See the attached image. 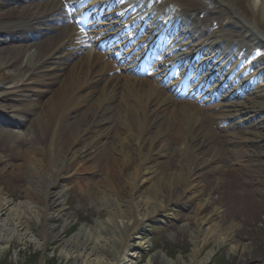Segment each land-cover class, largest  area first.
<instances>
[{"label": "bare ground", "instance_id": "obj_1", "mask_svg": "<svg viewBox=\"0 0 264 264\" xmlns=\"http://www.w3.org/2000/svg\"><path fill=\"white\" fill-rule=\"evenodd\" d=\"M181 1L185 6L186 14L183 16L186 21L183 23L184 28L188 27L185 31L187 35L196 37L202 27L207 28L208 19L199 26L197 19L192 17L196 14L198 16L205 4L211 2L218 5L209 11L210 22L217 16L220 18L222 10L228 14L232 13L235 15L236 27L231 26L229 30L230 34L240 32L238 34L241 36L235 35L241 37L240 45H243V48L251 46L252 49L255 45H264V32L237 12L236 0ZM248 1L254 7L259 3V0ZM260 2L259 9L263 11L264 0ZM167 3L180 8L178 0ZM42 6L38 2H29L19 11L13 10L10 12L12 14H1L0 33L13 34L19 31L20 27H16L12 22L18 23L26 17L30 19L37 17L38 8ZM14 15H20V19L13 21ZM181 20L183 21V18ZM184 28L179 27L180 31ZM56 33L59 34L46 38L42 43L32 47H24V49L13 47L9 55L0 60V100L3 101L11 87L34 79L35 85H38L37 88L33 87L35 93L38 92L37 90H42L45 97L41 104L26 101L24 108L18 110L20 113L18 115L25 119L28 114L36 113L37 118L32 129H28L25 133L0 130V136L11 138L13 141L21 137L23 141L33 146L23 151L24 162L18 167L0 166V176L5 178L0 187V252L6 249L17 233H23L29 238L35 236L31 228L32 222L35 221L45 226L38 236L42 242L58 238L64 233V230L56 232L55 228H48L46 225L67 215L66 208H63L69 190L64 185L67 179L65 172L74 165L76 171L74 174L97 170L105 175L97 182L96 190L91 187L92 184H80L84 196L93 199L90 206L98 218L92 226L82 225L71 239L65 241L66 251L76 253V258L83 256L85 261L92 259L97 264H128L130 261L134 264L139 249L150 246L148 239L141 238L147 230L146 224L152 219L162 224L173 219L175 207L180 208V205L185 204L184 194L191 193L194 197L202 195L201 184L196 179V173L202 167L210 166L209 171L214 172L220 167L217 164L219 160L230 158L234 164H237V168L228 170L238 176L245 168L235 161L243 158L241 156L243 150L237 147L247 142L264 144V67L259 61L250 63L252 60L250 55H246L241 64H238V59L231 60L229 53L238 48L239 42L228 38L237 46L229 52L228 39L223 37L227 32L223 30L215 32L202 42L195 41L196 49L209 51L202 56L203 64L207 67L204 74L212 71L215 75L223 76L224 78L221 79L223 81L234 70L232 77L226 80V89L233 83L229 87L230 93L241 91L243 97L228 104L223 103L222 109L225 106L232 107L233 111H227L233 112V116L236 115L240 119L239 124L249 120L248 127H257V131H249L247 136H244L243 132L235 133L233 130L232 138L228 141L234 143L227 155L228 148L222 145L223 138L213 129L211 130L203 114H200L203 109L206 111L205 108L199 109L193 104L178 105L172 94L165 93L158 88V83L151 82L148 78L143 79V82H137L124 76L119 83L120 77L103 75L107 71L106 60L102 55L91 51L84 54L83 65L80 64L83 58H78L67 69L64 65L65 61L61 63L58 54L68 43H73V32L61 29ZM227 37H232V34ZM27 38L29 39V36ZM13 39H17V36L10 41ZM66 54L72 55L70 52ZM224 64L226 68L222 69ZM14 65L15 69H10ZM51 66L63 67L60 70L62 72L47 70ZM205 78L208 80L207 77ZM102 81L103 84L97 86V82ZM119 85L123 86L119 88ZM90 89L94 92H90ZM40 95L38 92L33 97ZM87 105L89 109H82ZM3 108L4 101L3 104L0 103V109ZM80 110L84 112L82 120L76 123L72 135L64 140V143H60L57 136L64 122ZM162 110L168 112L163 116L160 114ZM5 114L7 115L6 112H0V126L3 127L4 123L8 122L7 116H3ZM107 115L117 118L118 126L114 136L110 135L114 141L104 143L95 140L92 145H86L88 138H95L97 135L102 137L104 129L110 133V129L105 127L104 123L102 125L104 119H108ZM211 115L222 124L231 117L226 110L224 112L219 110ZM10 120L16 122V119L10 118ZM170 137L178 141V150L175 152V157L179 160L178 171L158 170L157 164H154L155 158L169 150L167 144L170 142L168 141ZM43 140L47 144L38 146ZM214 140L216 142L213 145V155L202 158L200 153L204 145ZM1 161L0 156V163ZM248 170L251 178L256 177L253 169ZM22 178L25 179L28 187L25 190L18 184V180ZM19 189L25 193L24 203H15L9 197L14 190ZM205 204L204 201H199L195 216L190 217L193 223L198 224L196 231L186 234L183 232L179 240H188L194 246H197L198 242H203L205 245L210 241L220 246L228 245L235 239L239 225L234 222L229 226H223L214 222L215 225L212 223L211 226L209 223L211 219L198 216V212L203 211ZM218 209L217 207L212 210V214H216L217 217L222 213ZM158 217L166 219H158ZM207 226H210L208 229L212 232L203 239L202 229ZM5 233L10 237L5 238ZM132 240L140 241L131 242ZM197 247L191 253L188 264H207L215 250L208 251L204 259L197 261V255L201 250ZM237 249L238 245L232 248L235 251ZM247 249L245 247V250ZM106 253L110 255L109 258ZM179 261L181 257L172 261L164 252L155 251L148 262L178 264ZM72 264H78L77 260Z\"/></svg>", "mask_w": 264, "mask_h": 264}, {"label": "rangeland", "instance_id": "obj_2", "mask_svg": "<svg viewBox=\"0 0 264 264\" xmlns=\"http://www.w3.org/2000/svg\"><path fill=\"white\" fill-rule=\"evenodd\" d=\"M236 3L238 4V8L240 10L242 9L243 13L245 15L247 14L251 21L255 18L258 24L264 29V10L261 11L259 9L260 3L256 8L251 6L248 0H238ZM210 7H214V4L208 3L207 8ZM201 16L203 17V14H201ZM231 20V16L224 15L222 18L220 17L219 20L215 22L218 28L214 27L213 30L218 31L220 28L224 29L225 24L228 22L230 23ZM213 25L214 24H211V26ZM5 47L0 50V60L9 55L10 49ZM14 67L15 65L11 66L10 69L14 70ZM32 87L31 84L27 83L25 86L18 84L10 88L9 93L3 98L4 105L14 106L17 109L24 108L26 100H35L31 94H28L33 90ZM3 101L0 100V103L3 104ZM35 102H37V100H35ZM41 102L38 103L41 104ZM6 109L9 110L8 108ZM83 114L84 112L80 110L74 116L68 118L67 122H64L57 136L60 143H64V140L72 135L74 126L82 120ZM89 115L91 116V114ZM30 118V122L27 121V124L17 128L6 126L0 127V129H4L3 132L13 131L16 133H25L28 129H32L33 123L36 122V117L31 115ZM115 124L116 122L113 124L114 128ZM33 132L36 134L34 129ZM106 134V131H102V137L97 135L95 138H88L86 145H92L95 140H100L104 143L105 141L108 143L114 141L110 135L107 138ZM19 138L20 139L13 141L11 138L7 139V137L0 136L1 167H18V165L24 162L25 155L22 154L23 151L33 148L32 145L23 141V138ZM47 138L48 136L46 140ZM43 144H47L45 140L40 141L38 146H43ZM258 146L259 147H255V153L259 155L262 149L260 144H258ZM167 148L169 150L165 151L162 156H156L154 164H157L158 170L169 169L178 171L179 160L175 157V152L178 150V141L171 139L167 144ZM212 149L211 143L208 144L207 147L205 145L200 153L203 156L202 158L211 157L213 155ZM191 162L192 161H189V163ZM250 164V169L255 168V165H264V157L256 156L254 161ZM222 165L223 164L214 172L209 171L211 168L210 166H204V168L196 173V179L200 182L203 193L199 197H194L191 193L184 194L185 198L183 202L185 204L183 203L184 205H180V208L175 207L176 211H174L175 217L173 219L163 224L152 219V221L146 224L148 225L147 230L143 233L141 238L144 237L148 239L150 241V246L139 249L134 264H149L148 261L150 257L154 255L155 251L164 252L172 261H176L178 257H181V261H179L178 264H188L190 262V255L197 246V248L201 249L197 255V261L204 259L208 251L212 249L215 250L213 257L207 264H264V180L252 185L255 190L253 187L247 189V184L239 182L238 176L233 171L228 170L231 166L226 167V171V168L222 167ZM69 169L65 172L67 179L64 183V185L69 188L67 194L68 198L63 207L66 208L67 215L65 218L59 217V220L54 222L51 221L46 225L48 228H55L56 232L64 230V233L60 237L58 236V238L42 242L38 236L45 226H42L37 221L32 222L31 228L35 236L29 238L28 236H24L22 232V234H15L10 244L6 246V249L0 252V264H72L74 260H77L78 264H97V262L92 259L85 261L83 256H77L76 258V253L74 254L66 251L64 243L66 240L71 239L76 232L80 230L79 228L82 225L87 226L89 224L92 226L95 224L98 215H96L90 206L92 205L93 199L84 196V191L80 187V184H92L91 187L96 190L98 188L97 182L99 179H102L105 174L97 170L74 174V172H76L74 165ZM231 173L233 177L230 179L228 175ZM260 174H264V169ZM4 179L5 178H1L0 176V187L1 184L4 183ZM19 180L18 184L23 186L24 190L27 189L28 187L24 181L25 179L22 178ZM112 193L115 194V192ZM255 193L260 194L256 195ZM24 196V191L19 189L14 190L9 197H11L15 203H24L26 201ZM199 201H204L206 204L203 211L198 212V216L211 219V222H209L210 225L212 223V225L217 223L223 226H229L234 222L237 226L239 225V229L235 232V239L228 245L223 244L224 246H220L210 241L205 245H203V242H198L197 246H194L193 243L188 240H179L180 234L183 235V232L185 234L187 232H195L198 228V224L193 223L190 217L195 216ZM217 207L219 208L218 210L222 212L218 217L215 216L216 214H212V210ZM163 218L166 219L165 217H158V219ZM208 227L210 226L202 229L203 233H201V237L203 236V239L208 236V233L212 232ZM7 236L10 237L8 233H5V238ZM133 241L139 242L140 240H132L131 242ZM235 245H238L236 251L232 250ZM245 247L248 249L245 250ZM105 255H108V258L110 256L108 253ZM128 264H131V261Z\"/></svg>", "mask_w": 264, "mask_h": 264}]
</instances>
